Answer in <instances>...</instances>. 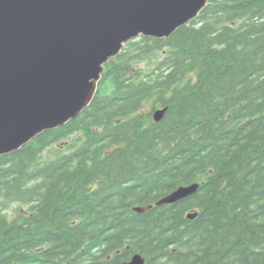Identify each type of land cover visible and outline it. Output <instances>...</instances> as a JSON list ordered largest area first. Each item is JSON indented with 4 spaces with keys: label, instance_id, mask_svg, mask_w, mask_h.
<instances>
[{
    "label": "trees",
    "instance_id": "obj_1",
    "mask_svg": "<svg viewBox=\"0 0 264 264\" xmlns=\"http://www.w3.org/2000/svg\"><path fill=\"white\" fill-rule=\"evenodd\" d=\"M136 254L264 264V0H212L171 38L127 43L81 116L0 157V264Z\"/></svg>",
    "mask_w": 264,
    "mask_h": 264
},
{
    "label": "water",
    "instance_id": "obj_2",
    "mask_svg": "<svg viewBox=\"0 0 264 264\" xmlns=\"http://www.w3.org/2000/svg\"><path fill=\"white\" fill-rule=\"evenodd\" d=\"M211 1L0 0V157L81 116L105 65L127 43L169 39ZM168 109L156 110L154 122ZM200 188L199 183L181 186L134 212L176 204ZM124 264H146V259L136 254Z\"/></svg>",
    "mask_w": 264,
    "mask_h": 264
},
{
    "label": "rangeland",
    "instance_id": "obj_3",
    "mask_svg": "<svg viewBox=\"0 0 264 264\" xmlns=\"http://www.w3.org/2000/svg\"><path fill=\"white\" fill-rule=\"evenodd\" d=\"M144 66H145V64H144ZM66 144H67V142L64 140V141H61V142L57 145V147H61L62 150H65V148H66ZM55 149H57V148H54V149L50 150L51 152H47V153H48L47 156H51V157L55 156L54 153L57 152V151H55Z\"/></svg>",
    "mask_w": 264,
    "mask_h": 264
}]
</instances>
